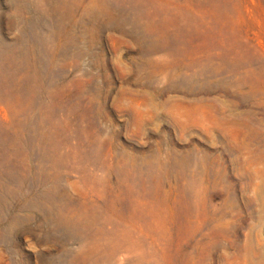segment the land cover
<instances>
[{
	"label": "rangeland",
	"instance_id": "rangeland-1",
	"mask_svg": "<svg viewBox=\"0 0 264 264\" xmlns=\"http://www.w3.org/2000/svg\"><path fill=\"white\" fill-rule=\"evenodd\" d=\"M0 264H264V0H0Z\"/></svg>",
	"mask_w": 264,
	"mask_h": 264
}]
</instances>
